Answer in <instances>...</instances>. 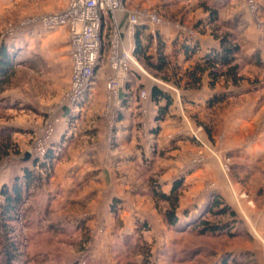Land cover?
<instances>
[{
    "label": "rangeland",
    "instance_id": "1",
    "mask_svg": "<svg viewBox=\"0 0 264 264\" xmlns=\"http://www.w3.org/2000/svg\"><path fill=\"white\" fill-rule=\"evenodd\" d=\"M129 1L136 7L152 10L167 22L187 23L185 27L191 31L201 9L205 10L202 5L211 7L214 0ZM217 1L219 8L215 9L219 20L205 31L211 35L216 28L221 33L229 32L238 37L241 45L238 63L245 82L242 86L255 93L236 103L233 99L229 104H255L258 130L264 132V0H256L260 11L255 15L239 10L242 0H236L235 5ZM67 4L68 0H0V48L7 46L16 58L15 73L0 92V136H8L13 145L10 155L0 162V205L4 203L2 188L12 186L25 168H33L34 160L39 159L33 152L35 145L42 141L47 125L59 120L54 136L46 145L48 150L53 148L58 158L51 177L44 189L23 208L22 219L11 224L15 230L12 235L20 241L23 253L22 260L15 264H220L224 257L234 255L228 251L238 246H251L258 239L264 246V231L260 232L255 223L251 226L252 233L244 229L243 235L228 241L229 244L225 243V238H198L194 233L178 234L169 228L164 217L167 205L157 202L150 194V179L159 182L154 177L156 154L141 161L133 160L136 178L139 179L133 185L127 186L125 182L124 186L116 187V180L125 178L126 172L108 168L95 173L102 175L100 183L89 181L95 175L90 176L93 166L103 163L106 166V154L111 156L119 146L113 134L116 125L111 130L108 124V131L105 125L100 127L107 120L105 82L101 78L95 80L94 93L90 92L86 105L79 109L69 107L65 100L70 89L72 62L67 30L23 26L43 15L57 13ZM221 6L226 7L222 9ZM234 16L239 17L234 19ZM228 24L234 27L233 31L226 29ZM11 30L17 31L8 35ZM174 65L173 68L183 71V67ZM142 67L147 72L143 75L145 80L150 76L151 82L165 83ZM149 82L146 80L147 85ZM188 118L191 124L196 117L190 114ZM191 132L203 149L196 152V156L201 154L206 159L203 151L212 146V141L204 137L206 128H190ZM61 143L63 147L57 148ZM93 146L102 148L99 157H94ZM90 147L93 150L89 156L82 155ZM207 152L215 154L213 156L219 161L220 156L212 147ZM27 153L31 154L30 160H25ZM74 160H80L84 170H68ZM220 166L224 173H230L232 162L222 159ZM73 172L82 176L74 177L75 181L70 185L66 181ZM82 177L87 178L85 184ZM101 183L105 186L99 192L95 189ZM185 187L182 188V196ZM261 193L264 197V188ZM208 200L202 204L194 197H181L179 214H183L185 205L191 212L193 208L205 212ZM193 215H199V210L189 217ZM239 229H242L241 225H238ZM206 247L217 251L213 257L209 256L212 249L209 251ZM236 252L237 263L245 264L238 257L243 252ZM253 259L255 261L249 264H264V257L261 262L253 253ZM0 264H6L1 248Z\"/></svg>",
    "mask_w": 264,
    "mask_h": 264
},
{
    "label": "crops",
    "instance_id": "2",
    "mask_svg": "<svg viewBox=\"0 0 264 264\" xmlns=\"http://www.w3.org/2000/svg\"><path fill=\"white\" fill-rule=\"evenodd\" d=\"M218 2L214 0L211 7L219 8ZM223 2H229L232 5L236 4V0H223ZM242 2L238 7L239 10H243L249 14L246 9L245 0H242ZM221 7L223 9L226 6ZM135 9H146L153 12L147 8L136 7V5L127 0L126 11L117 13L114 19L108 18L105 24V35H114L117 32L121 36L122 46L125 48H128L136 40V38H130L128 32L129 14ZM200 12L201 15L198 14L195 22L191 26V31L186 29L185 26L187 23L182 24L180 22V24H174L166 20H164V24L161 26L153 27L146 25L149 28L146 31L147 34L153 35L154 32H159L162 35L167 45L166 51L171 62L177 64L179 67H183V71L191 68L205 54L209 53L211 49L219 47V42L212 34L208 35L207 31H205L206 29L202 28L203 26L197 28L201 23L206 24L209 19V12L203 9ZM237 17L234 16L232 18L235 19ZM61 29H66L68 34L67 28ZM194 44L200 46L201 52L187 59L183 46ZM152 52L156 53V46L152 48ZM105 60L104 66L97 76V79L101 78L103 82H105L106 77L110 74L107 56ZM140 77V81H137L136 78L133 81L132 87L123 92V97L127 101L116 122L115 132H113L116 144L119 145L118 148L112 151L111 156L106 154L108 157L106 166L104 163L93 166L94 168L92 170L94 171H90V176L103 171L105 168L124 171L127 176L117 179L118 184H115L116 187L120 185L124 186L125 182L127 186L130 184L133 185L139 181L136 178V165H134L133 160L137 159L141 161L142 158L152 157L156 154L157 162L155 169L157 170L155 171L154 169V173L156 174L154 177L159 180V183L167 194L171 192L173 183L176 180L184 178L183 186H186V190L182 197H194V199H199V202L203 204L209 197L218 194L236 212L242 228L241 230L246 229L247 232L252 233L251 226L255 223L259 227V231L263 233L264 197L262 196L261 189L264 188V132H261L262 130L259 132L258 130L259 124L255 120V104H248V102L242 106L239 104H235V106L232 103L229 104L233 99L236 103L237 100L247 98L249 94L254 96L255 93L248 92L249 88L244 85L242 86V84L241 86H233L221 82L215 88H211L207 76L204 77L202 85L199 88L188 90L185 89L186 82L182 83V86H177L173 82L163 83L160 81L155 83L151 82L149 79L151 77L148 76L146 80L150 82L147 85L143 75ZM140 84L145 86V89L149 91H151L153 86H158L168 92L173 98V105L170 107L169 114L159 125L155 122L158 107L154 103H145L148 113L147 115H142L141 113L138 92ZM92 92L94 93L93 90ZM89 95L83 105L87 104L86 101ZM104 95L106 103V87H104ZM215 95H228L229 97L219 105L209 108L207 102ZM190 114L196 117L191 124L188 118ZM144 122L152 124L149 136L144 135ZM103 123H101L100 127L104 128L105 125L108 131L109 120L107 119ZM157 126L160 128L158 133H155L154 130ZM206 126L209 131L206 129L204 137L212 141L210 142L212 144L211 147L219 154L220 159L218 161L213 156L215 154H208L207 151L211 150L209 146V149H204L203 151L206 154L205 161L200 165H196L193 164L196 152H202L203 149H201L199 143L191 136L192 132L190 133V128L194 129L197 127L204 129ZM87 136L91 137L89 134ZM59 147H63V143L57 148ZM91 148L85 149L82 155L86 154L89 156V153L93 150ZM101 150L102 148L98 149L97 146L94 147L95 158L100 156ZM212 153L215 152L212 151ZM160 157L162 158L160 159ZM222 159H229L232 162L230 173H224L222 171L220 166ZM82 164L80 160H74L67 168L70 171H76L83 169ZM86 167L88 165H85ZM97 175L95 174L88 180L90 182L100 183L99 180L102 179V175ZM81 176L80 173L74 175L73 172L67 178L66 182L72 185L75 181L74 177L79 178ZM86 181L87 178L82 177L84 184ZM99 185L100 187L95 190L101 192L104 190L103 187L105 184L101 183ZM187 209L185 205L182 211ZM198 210L200 211V209L193 208L192 211L195 213ZM261 248H263L262 254ZM237 250L253 252L263 262L264 246L259 243V239L251 246H238L237 249L228 252L234 253L235 255Z\"/></svg>",
    "mask_w": 264,
    "mask_h": 264
},
{
    "label": "trees",
    "instance_id": "3",
    "mask_svg": "<svg viewBox=\"0 0 264 264\" xmlns=\"http://www.w3.org/2000/svg\"><path fill=\"white\" fill-rule=\"evenodd\" d=\"M202 6L206 12H209V19L206 24L201 23L197 28L203 26V29H207L218 22V11L215 7ZM233 28L234 27H231L229 24L226 25L227 30L233 31ZM148 30V26L144 25L139 27L136 33V56L140 64L156 77H159L165 82H173L177 86H182V83L186 82L185 89L187 90L199 88L205 76L209 78V85L211 88H215L221 82L233 86L242 84L243 77L240 74L241 67L238 63L241 45L236 35L229 32L221 33L219 29H213L211 34L219 42V47L211 49L209 53L205 54L201 60L197 61L191 68L181 72L179 68H173L175 65L171 62L167 54V45L162 35L157 32V39H155L152 34L146 33ZM154 46H156V53L152 52ZM183 50L187 59L201 52L198 44L184 45ZM260 64V62L257 63L258 66H260ZM15 70L16 58L10 53L7 46L1 47L0 92L7 87ZM140 76L142 75L137 71L131 73L127 90L132 87L133 81L136 78H141ZM143 89H145V86H139V94ZM227 97L229 96L215 95L208 100L207 105L209 108H213L226 100ZM126 101L127 99L124 101L123 107L126 105ZM151 102L158 107V114L155 118V122L159 125L169 114L170 107L173 105V98L160 87L153 86L151 88ZM159 128L160 127L157 126L154 132L158 133ZM206 129L209 131L207 126ZM0 137L1 162L10 155L13 145L8 136L2 137L1 135ZM51 150H48L43 160L35 159L33 168H25L22 171V176L16 179L12 186H4L1 190L4 203L0 205V248L6 264H15L22 260L23 253L21 251V244L20 241L15 239V235H12L15 230L11 227V224L17 223L22 219L24 214L23 208L27 207L32 197L44 189L47 180L51 177L55 161L58 160L53 150ZM183 185L184 178L176 180L173 183L171 192L167 194L159 182H155L154 178L150 179V194L157 202L167 205L164 211V217L169 228L178 234L184 232L194 233L198 238H225L227 239L225 243L228 244L230 243L228 241L237 239L243 235L241 229L237 230L240 221L236 212L218 194L211 196L208 200L207 210L205 212L199 211V215L189 217L193 212L187 209L180 216ZM27 210L28 209H26V211ZM218 218L221 219L219 220ZM208 249L210 251L212 248ZM201 250L203 249L201 248ZM211 251L212 253L209 256L213 257L217 251L213 249ZM238 257L242 261L244 260V262H246L245 264L255 261L252 252L240 253ZM237 260L238 258L236 255H232L230 258L224 257L220 264H238ZM242 261L239 262L242 263Z\"/></svg>",
    "mask_w": 264,
    "mask_h": 264
},
{
    "label": "built area",
    "instance_id": "4",
    "mask_svg": "<svg viewBox=\"0 0 264 264\" xmlns=\"http://www.w3.org/2000/svg\"><path fill=\"white\" fill-rule=\"evenodd\" d=\"M126 4L127 0H69L67 7L63 10L43 15L23 25L26 27L41 26L48 30L68 29L72 72L70 89L65 103L75 106L77 109L84 104L85 99L92 91L107 56L110 74L105 80L106 114L111 130L114 129L123 109L125 100L123 92L127 89L131 73L137 71L140 75H147L136 56V40L128 48H125L122 46L121 36L117 32L114 35H105L104 28L107 19H114L117 13L125 12ZM245 4L251 15L260 11L256 0H245ZM163 24L164 20L154 12L135 9L129 14V36L135 39L140 26L155 27ZM16 31L11 30L8 35H14ZM153 36L157 39L156 32L153 33ZM147 102H151V91L143 89L139 94L142 115L148 113L147 107H145ZM58 123L59 120L49 123L42 141H39L34 147L33 152L41 160L47 155V141L54 136ZM151 129L152 124L144 122V135L149 136ZM191 136L197 138L193 133ZM204 161V156L199 154L193 159V164L200 165Z\"/></svg>",
    "mask_w": 264,
    "mask_h": 264
},
{
    "label": "water",
    "instance_id": "5",
    "mask_svg": "<svg viewBox=\"0 0 264 264\" xmlns=\"http://www.w3.org/2000/svg\"><path fill=\"white\" fill-rule=\"evenodd\" d=\"M25 157H26L25 160H30V159H31V154H30V153H27V154L25 155Z\"/></svg>",
    "mask_w": 264,
    "mask_h": 264
}]
</instances>
